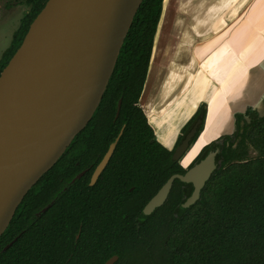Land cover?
Here are the masks:
<instances>
[{"label": "trees", "instance_id": "trees-1", "mask_svg": "<svg viewBox=\"0 0 264 264\" xmlns=\"http://www.w3.org/2000/svg\"><path fill=\"white\" fill-rule=\"evenodd\" d=\"M15 1L27 5L28 11L0 58V72L47 0ZM164 1H141L91 120L29 189L1 234L0 264H53L56 209L61 224L70 214L94 219L101 213L106 225L115 226L106 229L105 239L98 234L91 241L90 264H104L113 254L118 256V262L126 259V264H143L146 259L148 264H264V113L254 107L236 112L234 132L224 135L220 142L203 145L185 168L172 158L173 149L157 141L137 104ZM119 99L121 106L114 119ZM206 112L203 103L183 127L184 132L199 119L193 142L203 127ZM122 126L115 149L96 183L87 184L93 167L71 182L88 163L99 162ZM248 145L256 150V157H247ZM213 150L217 168L195 203L182 206L193 185L175 179L166 201L147 215L142 212L171 174H183ZM22 228L24 231L18 233ZM15 236V241L3 249ZM116 241L119 245H115ZM102 250L103 257L99 256Z\"/></svg>", "mask_w": 264, "mask_h": 264}, {"label": "water", "instance_id": "water-1", "mask_svg": "<svg viewBox=\"0 0 264 264\" xmlns=\"http://www.w3.org/2000/svg\"><path fill=\"white\" fill-rule=\"evenodd\" d=\"M141 1L47 0L1 70L0 236L29 189L92 118ZM120 106L121 99L115 118ZM122 130L94 169L91 183L108 163ZM195 134L193 125L182 135L173 148L174 160L183 157ZM215 156V150L209 151L183 174H171L142 212L147 215L161 206L175 179L193 185L182 206L195 203L217 168ZM116 258L113 255L104 264Z\"/></svg>", "mask_w": 264, "mask_h": 264}, {"label": "rangeland", "instance_id": "rangeland-1", "mask_svg": "<svg viewBox=\"0 0 264 264\" xmlns=\"http://www.w3.org/2000/svg\"><path fill=\"white\" fill-rule=\"evenodd\" d=\"M187 1L188 0L164 1L162 19L157 29L159 39L157 38V41L155 38L149 69L147 71L143 89L137 103L144 112L148 124L153 129L157 141L168 149L174 148L182 128L185 126L188 120L195 115L197 109L203 103L205 104L207 112L205 113L203 127L201 129L202 132L200 131L201 134L200 132L198 133L197 139L192 142L188 148L189 151H186L187 154L185 153L179 160L185 168L189 162H191L196 157L203 145L212 141L220 142L224 137L223 134L226 135L229 133L230 135L234 132L232 123H227L229 129L227 130L224 128L222 134L219 136L216 135V131L212 130L208 132L209 129L207 130L208 122L206 117L207 113L209 112L208 107H210L212 102L211 93L214 88L210 89L207 87L204 89L202 97V89L199 88V85L205 86V78L211 75L210 73L212 70L217 71L213 66V60H216L217 58H212L220 57L218 61L222 59V61L225 62L227 69L233 68L237 65L234 61V59L238 58L237 52L243 56V60L247 61L249 58L256 57V54L264 46V0H252L250 4H248L250 0H243L238 6L235 7L237 13L236 19L232 25L228 27V24H226L225 26L219 27L218 30H216V25L202 26L201 23H203V21L201 20H203V16L207 17L206 13L208 12V15L211 14V16L214 17V20L221 21L225 16L223 15L224 12L221 11L223 9V5H218L215 10H211L210 8L208 9V4L215 5V1L189 0V5H187ZM220 2L226 3V0H220ZM232 3L233 2H231V4ZM194 5L195 7H192ZM246 5L248 6L245 9V12L240 16L239 12L243 6ZM27 11L28 6L25 4H21L15 0H0V58L10 46L13 35L19 29L20 22ZM260 17L261 20L258 19ZM248 18H257L256 20H253L255 23H248L250 28H248L249 30L243 26V23ZM187 20L189 25L185 24L186 29H184L183 26V31H180V27H182L183 24L182 22ZM224 20H226V18ZM204 23H211L210 18ZM187 26L189 28V34ZM219 30L222 31L220 35ZM245 31L247 34H245ZM261 33H263L262 37ZM157 34L155 37H157ZM226 37H230L229 45L231 52H229V50L222 51L219 48L220 44L222 45L223 42L225 43L228 41V38ZM246 40L247 42L245 43ZM240 44L246 45L247 47L241 46ZM231 49L235 50L236 52L234 53ZM237 68V71H239L240 67L237 66ZM242 68L243 62L241 64V69ZM206 72L208 75L205 76ZM213 73L216 74L215 72ZM261 77L264 78V75ZM244 80L245 79L242 78L235 88L241 89L242 85L244 84L245 86L249 87V85L245 83ZM211 81H215L216 84L224 82L222 77H214V80L211 79ZM185 84H187V86L190 88L186 87L188 88L187 90H185L186 88L182 89ZM209 85L215 86L212 84V82ZM261 87L262 86L259 87L260 90ZM199 89L200 93L197 94L195 90ZM240 92L241 91H239V93ZM207 93L210 95V97L206 95ZM246 93L240 94V96L237 98V101L244 100L247 103V106L256 105V96L251 98ZM261 94H264V90ZM241 96H244L245 98ZM261 100H264V97H262ZM208 103L210 104L208 105ZM188 104L193 111L185 120V116L189 113L187 112ZM185 105L187 106L184 107ZM211 109L214 111L215 107L211 105ZM243 109L244 107L235 106L236 112H241ZM257 110L260 113H264L259 109ZM236 112L233 113V121ZM154 118L156 121H159V123H162V125L159 124V128L156 127L157 122L155 124L152 122V119ZM174 119L176 120L175 124L173 123L175 122ZM183 120H185V122ZM180 122H183V124L180 125ZM170 126L174 129L178 127L177 133L170 135L167 134L172 132ZM163 129L164 131H162ZM205 130H207V135L203 138L202 135ZM164 132L166 135L164 139H162L161 136L159 137L158 135L159 133L164 134ZM202 139L203 141L201 142ZM189 155L193 156V158L186 161ZM256 156V150L248 145L247 157L254 158ZM156 258V260H160L158 257ZM126 261L127 260L125 259L118 262V258H116L112 264H126ZM144 263H150L149 259H146Z\"/></svg>", "mask_w": 264, "mask_h": 264}, {"label": "crops", "instance_id": "crops-1", "mask_svg": "<svg viewBox=\"0 0 264 264\" xmlns=\"http://www.w3.org/2000/svg\"><path fill=\"white\" fill-rule=\"evenodd\" d=\"M211 1L212 2L215 1L214 2L215 5L208 4V9L210 8L211 10L212 9L215 10V8L218 5H223V9L221 11L224 12L223 15H225V16L222 18L221 21H217V20H214V17H212L211 14L208 15V12H207L206 13V16L207 17L203 16V20H201V21H203V23H201V21H200L201 25L202 26L203 25H212V26L213 25H216L217 26V29L216 30H218V28L221 27V26H225L226 24H228L227 25L228 27L231 26L232 23L236 19V13H237V11L235 10V7L238 6L243 0H226V3H222V2H220V0H211ZM216 1H217V3H216ZM231 2H233V3L231 4ZM251 2H252V0H250L248 2V4H250ZM230 4H231V6H230ZM187 5H189V0L187 1ZM247 6L248 5L243 6V8L241 9V11L239 12L240 16L245 12V9L247 8ZM192 7H195V5L192 6ZM253 11H256V10H253ZM209 18L211 20V23H204ZM225 18H226V20H224ZM161 19H162V16H161ZM161 19H160V22H161ZM254 19L256 20L257 18H251V19L248 18V19H246V21L243 23L244 24L243 26L246 29H248L249 28V24L248 23H255V22H253ZM258 19L261 20V17L258 18ZM160 22H159V24H160ZM182 23L183 24H182V27H180V31L181 30L183 31V26H184V29H186V25L185 24H188V20L187 21H184ZM162 26H163V23H162ZM187 28H188V26H187ZM246 31H245V34H247ZM178 32H179V30H178ZM221 33H222V31L219 30V35ZM188 34H189V28H188ZM262 36H263V33H261V37ZM157 38L159 39L158 34H157V37H156V40L158 41ZM226 38H228V41H226L225 43L223 42L222 45L220 44L219 48L222 51L223 50H225V51H228L229 50V52H231L230 51V45H229L230 37H226ZM245 39H246V37H245ZM246 42H247V40L245 41V43ZM226 46H228V47H226ZM241 46L247 47L246 45H241ZM259 46H260V44H259ZM231 50L234 53L236 52L233 49H231ZM237 54H238L237 55L238 58H236L237 57L236 56L235 57L236 59H234V61H235V63L237 65L235 67H233V68H228V69L226 67L225 62H223L222 59H220L218 61V59L220 57L219 58L218 57L212 58V59L217 58L216 60H213V62H214V65L213 66L216 68L217 71H213L212 70V72L210 73L211 75H209V76H207L205 78L206 79V85L205 86L199 85V88L202 89V97H203V91H204V89H206L207 87L210 88V89L214 88L212 90V93H211V100H212V102H211V104L208 103V105L210 104V107H208L209 112L207 113V117L208 118L206 117V119H207V122H208L207 130L209 129V132L212 131V130L216 131V133H217L216 135L217 136H219V135L222 134V131H223L224 128L227 129V130L229 129L228 126H227V123H232L233 129L235 130V124H234V121H233V113L236 112L235 106L244 107L247 104L244 100L243 101H239V100L237 101V98L240 96V94L246 93V91H247L246 94L249 97L253 98V97L256 96V99H255L256 105H254V106H247L244 110H246L248 107H256L261 112H264V100H261L262 97H264V94H261L263 92V90H264V78L261 77L262 75H264V46L256 54V57L258 55L257 58L256 57L249 58L247 61L243 60L244 58H243V56L241 54H239L238 52H237ZM242 62H243V68L241 69ZM237 66L240 67V70L239 71H237V69H238ZM213 72H215L216 74H214ZM206 75H208L207 72H206L205 76ZM214 77H222V79H223L224 82L223 83L221 82L220 84H216L215 81H211V79L214 80ZM242 78L245 79L244 81H245V83H247L249 85V87L248 86H245V84H244V85H242L241 89L235 88L238 85V82ZM208 81L210 83L212 82V84L215 85V86L209 85L210 83ZM260 86H262L261 87V90L259 88ZM186 87H188L187 84H185L182 89H185ZM188 88H190V87H188ZM188 88H186L185 90H187ZM259 90H260V92H259ZM195 91H196L197 94L200 93V89L199 90H195ZM239 91H241V92L239 93ZM206 95L208 97H210V95L208 93ZM241 97L245 98L244 96H241ZM251 98H250V101H251ZM259 101L261 103V108H260V105H257L259 103ZM211 105L215 107L214 111L211 109ZM186 106L187 105H185L184 107H186ZM187 110H188L187 112H189V113L185 116V118H184L185 120L187 119V117L189 116V114L193 111L189 107V104H188ZM244 110H242L241 112H243ZM152 115H154V114H152ZM178 117H180V116H178ZM154 119H152V122L154 124L157 122L156 123V125H157L156 127L159 128V124L162 125V123L161 122L159 123V121H156V119L154 121ZM185 120H183V121L185 122ZM174 121L175 122H173V123L175 124L176 123V120L174 119ZM182 124H183V122H180V125H182ZM207 130H205V132L203 133L202 136H204L206 134ZM162 131H164V129ZM171 131L172 132H169L167 134L170 135V134H173V133H177L178 127H176L175 129L171 127ZM165 132H164V134L159 133V137L161 136V138L164 139V137L166 135ZM201 132H200V134H201ZM200 134H199V136H200ZM223 135H225V134H223ZM162 142H165V141H162Z\"/></svg>", "mask_w": 264, "mask_h": 264}, {"label": "flooded vegetation", "instance_id": "flooded-vegetation-1", "mask_svg": "<svg viewBox=\"0 0 264 264\" xmlns=\"http://www.w3.org/2000/svg\"><path fill=\"white\" fill-rule=\"evenodd\" d=\"M114 119H116V118L114 117ZM100 120L101 119L98 120V123H100ZM98 123L95 120L94 126L96 127L98 125ZM193 125L196 126V134H197L198 125H199V119H195L194 122H192L189 125V127L187 128V130H185L184 132H183V128H182V130L180 132V135L182 136L187 131L191 130V128H192ZM89 133L90 134L93 133L92 129H90ZM215 161H216V156H215ZM98 163L99 162H97L95 165H93V163H88V166L85 169H83L82 171H80V172H83L82 175H84L85 173H87V171L89 169H91V167H93L91 169L90 174H89V177H88V181H87L88 186H93L96 183L99 175L101 174L100 173L98 175V177L95 179V181L93 183H91V181H92V174H93L94 169L96 168V166H97ZM216 164H217V162H216ZM74 179H76V176H75V178H73L71 180V182L74 181ZM64 188L65 187H63V189ZM52 202L53 201H51L48 204L51 205ZM42 209H41V212H43ZM58 212H59V209H56V211H55V219H54V223L55 224L53 225L52 263L53 264H90V243H91V241L94 240V239H96V237L98 236V234H100V236L105 239L106 229H108V228L109 229L110 228H115V226H111V225L108 226V225H106L105 215H103L101 213L99 214V216L97 218H94V219H91L89 217L88 218H85V217H82V216H80L78 218L77 217L74 218L70 214L67 218H65L66 219L65 220L66 222L65 223L62 222V224H61L62 219L60 218V216L58 217ZM134 218L136 219L137 217L134 215ZM84 221H85V223H84ZM23 231H24V228H22L20 230V232H18V233H21ZM16 237L17 236H15L14 238L16 239ZM77 241H79V242H77ZM10 242H8L7 244H9ZM7 244H5V246ZM115 245H119V243L116 241V244ZM5 246H4V248H5ZM113 255H111L110 257H112ZM99 256H101V257L104 256L103 255V250L100 251ZM117 258H118V256H117ZM93 259H94V261H98V259L95 256H94ZM42 260L45 261L44 258Z\"/></svg>", "mask_w": 264, "mask_h": 264}, {"label": "bare ground", "instance_id": "bare-ground-1", "mask_svg": "<svg viewBox=\"0 0 264 264\" xmlns=\"http://www.w3.org/2000/svg\"><path fill=\"white\" fill-rule=\"evenodd\" d=\"M163 10H164V5H163ZM257 105H260V108H261V103H260V101H259V103L257 104ZM247 107V105H245L244 106V109ZM243 109V110H244ZM209 132V131H208ZM207 135V133L203 136V138L205 137ZM159 136V135H158ZM203 141V139L201 140V142ZM189 151V150H188ZM187 151V152H188ZM187 154V153H186ZM193 158V156H191V155H189V157H187V160L186 161H188V160H190V159H192ZM0 170H2V163L0 162Z\"/></svg>", "mask_w": 264, "mask_h": 264}]
</instances>
